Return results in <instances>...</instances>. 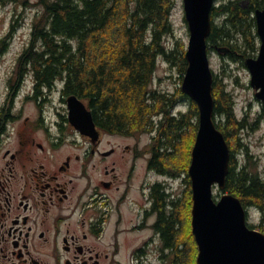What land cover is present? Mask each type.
<instances>
[{
    "label": "trees",
    "instance_id": "16d2710c",
    "mask_svg": "<svg viewBox=\"0 0 264 264\" xmlns=\"http://www.w3.org/2000/svg\"><path fill=\"white\" fill-rule=\"evenodd\" d=\"M17 1L0 0V4ZM249 1L248 9L238 2L229 8L231 25L243 35L252 21L250 12L264 9V0ZM175 4V0H39L41 10L33 21L30 43L20 54L16 75L18 84L31 75L33 90L42 100L60 85L64 96L78 97L91 110L95 124L112 133L152 135L153 167L185 184L173 200L159 192L158 227L176 255L183 248L176 264H197L189 168L199 108L181 88L172 94L152 87L160 57L177 67L182 78L188 68L187 43L166 41L175 33ZM19 25L2 39L6 49ZM216 36L218 31L212 29L209 52ZM214 98L217 127L231 149L225 193L240 199L247 209L264 212V177L242 141L241 133L249 124L238 117L233 95L215 76ZM238 150H246L241 163L235 157ZM166 204L168 216L163 213Z\"/></svg>",
    "mask_w": 264,
    "mask_h": 264
},
{
    "label": "flooded vegetation",
    "instance_id": "af4514ba",
    "mask_svg": "<svg viewBox=\"0 0 264 264\" xmlns=\"http://www.w3.org/2000/svg\"><path fill=\"white\" fill-rule=\"evenodd\" d=\"M242 1L215 0L214 51L231 52L230 40L243 35L229 10ZM8 50L1 39L0 57ZM25 98L36 102V116L0 109V264H176L183 248L180 255L169 248L156 204L159 192L173 200L180 191L153 167L152 141L98 124V139L82 135L62 92V109L49 112L34 90ZM52 98L47 93L43 101ZM255 227L264 233V217Z\"/></svg>",
    "mask_w": 264,
    "mask_h": 264
},
{
    "label": "water",
    "instance_id": "95a60500",
    "mask_svg": "<svg viewBox=\"0 0 264 264\" xmlns=\"http://www.w3.org/2000/svg\"><path fill=\"white\" fill-rule=\"evenodd\" d=\"M215 0H184L190 39L186 52L188 68L182 91L199 108V129L192 151L189 176L192 183V230L198 246L197 264H264V233L251 228L248 210L237 197L224 193L215 199V189L226 191L231 149L215 118L214 72L209 57L212 11ZM261 48L257 58H248L255 97L264 107V9L255 12ZM70 123L84 136L98 139L93 114L78 97L68 98Z\"/></svg>",
    "mask_w": 264,
    "mask_h": 264
},
{
    "label": "rangeland",
    "instance_id": "374dc122",
    "mask_svg": "<svg viewBox=\"0 0 264 264\" xmlns=\"http://www.w3.org/2000/svg\"><path fill=\"white\" fill-rule=\"evenodd\" d=\"M39 0H18L9 4H0V40L3 39L16 22L17 31L10 42L8 53L0 57V109H14L17 114L24 108L25 116H36V102L27 100L25 97L33 90V78L27 75L23 83L18 84L16 60L20 56L26 44L30 43L32 24L36 15L40 12L38 6ZM175 8L172 13V23L175 30L174 35L167 38V43L174 45L176 39H182L189 43L190 32L185 18L184 0H175ZM247 5V0H243L241 7ZM248 20L254 19V13L250 12ZM222 19H218L220 25ZM246 30V34L237 35L230 40L231 52H216L210 48L209 57L211 69L217 81L222 84L234 97L236 103V113L239 118H246L249 124L247 130L242 132V141L253 157L257 161L259 171L264 177V111L259 100L255 97L256 91L251 86V75L246 67L247 58H257L260 51V41L253 21ZM232 53L234 56H232ZM183 78L179 74L177 67L170 66L163 58H159L158 67L155 72L153 89L163 92L174 93L177 88H181ZM61 86L53 92V98L47 101L40 99L42 106L49 103L46 108L62 109L60 101ZM11 98V99H10ZM12 100L13 103H12ZM187 106H182L186 109ZM48 115V113H44ZM49 121V119H48ZM253 128V129H252ZM142 144L152 141L151 134H142L137 136ZM246 151V150H245ZM245 151L238 150L235 157L241 163L244 160ZM175 190L182 194L185 190V184L182 181L171 182ZM225 192L215 189L214 197L219 200ZM249 210V225H258L263 217L262 212ZM170 264H174L170 258Z\"/></svg>",
    "mask_w": 264,
    "mask_h": 264
}]
</instances>
